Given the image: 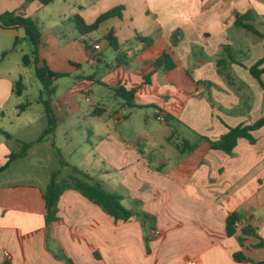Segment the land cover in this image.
Here are the masks:
<instances>
[{"label":"crops","instance_id":"obj_1","mask_svg":"<svg viewBox=\"0 0 264 264\" xmlns=\"http://www.w3.org/2000/svg\"><path fill=\"white\" fill-rule=\"evenodd\" d=\"M27 5L21 0L22 9L15 11L34 19L41 31L40 23L48 29L42 32L38 64L32 59V65L26 66L24 55L20 72L0 71V167L27 143L19 138L22 128L36 124L34 118L20 123L29 106L21 110V103L13 100L20 78L27 86V69L46 63L69 78H79L77 73L82 72V82L85 62L96 72L81 90L75 84L64 99L53 98L55 133L38 141L48 126L45 113L37 139L28 142H34L33 147L0 174V264L264 262V126L251 132L254 141L240 138L232 153L211 144L229 128L264 118V0H56L47 6L39 1ZM51 5L46 20L35 17ZM120 6L124 7L121 17L105 20L98 30L79 39L66 41L64 30L60 37L55 31H62L65 24L77 28L73 25L77 15L93 24ZM249 12L251 18L243 23L261 35L236 24L238 14ZM7 30L20 42L30 41L23 28ZM111 34L119 49L107 40ZM139 36L153 43L146 46ZM95 44L101 49L96 50ZM109 51L111 59L106 55ZM164 53L176 63L174 69L164 72L147 64ZM120 54L125 56L121 63ZM255 66L262 71L260 78L251 72ZM95 84L108 92L98 96L89 115L101 117L112 111L103 101L117 99L120 87L135 90V103L141 107L120 103L130 111L121 115L114 107L108 122H98L89 131L94 138L89 157L93 169L83 172L121 195L125 207L153 220L139 215L117 220L69 183L58 201L57 218L47 222L44 192L54 173L60 170L59 182L75 175L62 177L72 165L64 159L69 165L62 167L58 156L56 107L69 116L80 112L78 94H86L89 101ZM148 107H154L155 113L147 114L145 127L137 130L134 111ZM158 115H164L165 121L158 120L161 126L154 127ZM51 140L61 168L52 173L49 183L5 177L18 160L48 159L36 155ZM229 217H234L230 225ZM237 253L248 260L235 259Z\"/></svg>","mask_w":264,"mask_h":264},{"label":"rangeland","instance_id":"obj_2","mask_svg":"<svg viewBox=\"0 0 264 264\" xmlns=\"http://www.w3.org/2000/svg\"><path fill=\"white\" fill-rule=\"evenodd\" d=\"M20 2L21 0H0V13L15 11L16 9H22L20 6ZM30 3H27V6H29ZM52 8L53 6L51 5L50 9H47V11H41V13L36 14L35 17H38V19H41V21L46 20L50 10H53ZM73 25L75 26L76 24L73 22ZM40 27L42 29L41 32L43 33L45 30L48 29V27L44 26V24L42 23H40ZM63 30L67 35L66 41H71L74 37L79 39L81 36H83L76 27L74 29L69 27L67 24L62 25V31H60L59 29H55L59 37L64 35ZM60 39L63 40L62 37ZM14 46L15 35L13 31L0 27V58L4 53L3 51H11L12 48L15 49L14 52L9 53L10 55H7L6 60H4L3 65L0 67V71L15 70L16 72H20V67L21 69L22 67H24L22 65V57L24 55H30L34 59L33 55L30 52L34 48V45L31 41H27L26 43L20 42V44H18L16 48H14ZM106 55L109 57L108 59H111L110 51ZM34 68L31 67L30 71H28V69L27 71H25L27 72V75H29L27 78L29 80L27 81V86L25 87L26 89L22 95L17 94L16 85L14 86L15 95L13 97V100H15V102L21 103V106L24 104H29V112L24 116V119L20 121V123L30 118H34L36 120L35 126L22 128V132L19 138L23 139L27 143L29 141H34L35 139H37L41 130L42 122H44V120H42V115L45 114L44 105L40 100L43 85L34 75ZM84 71L86 76H84L85 78L83 82L82 80H80L82 79L80 78L82 72L79 74L77 73L79 78L75 76L70 78L61 77L56 80L55 85L57 86V92L54 96V99H64L68 95L67 90L69 88L77 84L74 87H78L79 90H81L82 85H86L89 81H91L92 76L96 72L95 69L90 64L85 62ZM30 75L34 76L33 80L31 79ZM98 86V84L94 85L95 95H89V101L86 100V94H78L77 99L79 105L81 106V111L73 114L72 116H69L65 110L61 112L58 105L57 107L55 106L59 116L58 129L54 138L56 147L61 151L64 159L70 162V164L72 165L64 172V175L62 177H65L66 175L71 173L76 174L73 171V167H76L81 172L91 171L93 169V166L92 160L89 159L90 152L92 151L90 143L94 142V138H92L89 131H92V128L96 127L98 122H108L112 117L111 112L113 111L114 107L118 108L121 111V115L130 111L129 107L123 108L124 105H122V107H119L120 103H124L126 101L124 98L119 96H117V99L106 97L103 103L111 107L112 111L105 112L103 115H101V117L97 115H89V113H93L96 108L94 101L98 98V96L103 95L104 92H108V89L106 87ZM12 107V104L8 105L7 110L11 111ZM19 109H21V107ZM71 111L72 109L68 110L69 113ZM154 113V107L135 110L134 120L138 124L135 126V128L138 130L142 127H145L146 115L150 114L153 116ZM66 117L69 118L64 119ZM125 120L128 121L127 119ZM17 125L18 124H15L14 126H12L11 129H15ZM152 125L154 127H160L161 123L157 120V118H153ZM22 146L23 143L21 144V149L19 150V152L22 150ZM39 156H48V159L43 160L42 157L41 160L37 159L33 163L31 161L32 157L23 160H18L13 163L11 169L7 171L5 177L11 179V177L21 176L25 178L28 177L29 179L33 178L37 181L43 179L45 183H49L52 173L57 169L61 168L59 158L57 157L55 148L53 147V140L49 141V143L46 144V148L41 151V155H36V158H38ZM68 182L70 181L68 180Z\"/></svg>","mask_w":264,"mask_h":264},{"label":"trees","instance_id":"obj_3","mask_svg":"<svg viewBox=\"0 0 264 264\" xmlns=\"http://www.w3.org/2000/svg\"><path fill=\"white\" fill-rule=\"evenodd\" d=\"M39 1L42 5L47 6L53 3L56 0H27V3ZM124 7L120 6L114 8L104 14H102L95 23L87 24L83 18L79 15L75 16V23L79 32L83 35H87L99 29L100 25L107 19L114 16H122V11ZM251 18V12L246 14H238L236 24L238 26H243L244 28L251 30L257 34H260L252 25L244 24L243 21ZM0 26L5 29H25L27 39H29L34 45L33 57L36 64L39 62L38 51L39 47L42 44V32L34 19L28 17L22 13H18L17 11H10L5 13H0ZM261 35V34H260ZM264 37V36H263ZM107 40L111 43V45L115 49H119V44L115 41L112 34L107 36ZM139 40L143 41L146 46H150L153 43V40L146 37L139 36ZM20 42L19 38L15 39V46H18ZM10 51H5L1 58L0 64L7 57ZM123 58L125 56L120 54L118 57V62H123ZM32 56L25 55L23 57L24 64L26 66L32 65ZM147 64L155 69L162 70L164 72H168L176 67V63L171 58L168 53H164L160 58L155 59L153 61L147 62ZM251 72L257 77L260 78L262 73L261 70L258 69V66L251 68ZM35 74L38 80L42 83L43 89L41 91L40 100L44 105L45 113L47 115L48 126L43 131L42 135L39 138V142H41L48 135L54 134L57 127V118L55 112L52 107L53 98L57 92V86L55 85V81L61 77H66L67 73L62 72H54L50 69V67L45 63L43 66L39 67L36 65ZM25 86L23 84L22 78H20L16 82V92L18 95H22ZM116 94L119 97H122L126 100V103L131 107H141L135 103V90H127L124 87H120L116 90ZM29 104H24L21 109H25ZM264 126V118L259 119L252 125H243L234 128H229V132L222 136L217 141H211L212 147L215 149H220L225 151L226 153H232L234 148L236 147L238 140L242 137L248 138L251 141H254L251 132L258 130ZM3 135L7 138H13L10 133L2 131ZM205 140H208L206 137H202ZM35 143H23L22 150L17 153H12L9 156L8 162L0 167V174L5 171L12 163V161L24 157L29 149L33 147ZM54 145V144H53ZM58 156L60 158V163L62 167H66L69 164L64 160L60 151H58ZM73 171L76 173L71 176V180L59 182L57 180L60 170L54 173L51 182L44 192V197L47 204V222L51 223L54 221L57 216V205L58 201L63 193V191L69 188V183L72 184L71 187L81 192L85 197L98 204L107 214L113 216L117 220H130L135 216L139 215L144 220H153L151 216L142 213L136 214L134 211L125 207L122 203L123 197L117 193H113L105 189V187L99 181L92 178L89 174L81 172L76 167H73ZM68 182V183H67ZM70 184V185H71ZM234 217H229L228 224L230 225ZM235 259L239 261H247L248 259L242 256L240 253L235 254ZM70 264H74L72 261ZM264 264V262H261Z\"/></svg>","mask_w":264,"mask_h":264},{"label":"built area","instance_id":"obj_4","mask_svg":"<svg viewBox=\"0 0 264 264\" xmlns=\"http://www.w3.org/2000/svg\"><path fill=\"white\" fill-rule=\"evenodd\" d=\"M94 48H95L96 50H100V49H101V45H100V44H95ZM198 94H199V93H198ZM88 100H89V99H88ZM157 120L164 122V121H165V116H164V115H158ZM117 123H119V119H118V118L115 120V124H117ZM158 233H159V232H158ZM196 263H197L196 261H193V262H191L190 264H196Z\"/></svg>","mask_w":264,"mask_h":264}]
</instances>
